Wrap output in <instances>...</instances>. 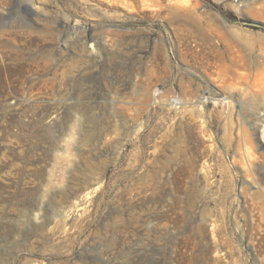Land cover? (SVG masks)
Wrapping results in <instances>:
<instances>
[{
    "label": "rangeland",
    "instance_id": "374dc122",
    "mask_svg": "<svg viewBox=\"0 0 264 264\" xmlns=\"http://www.w3.org/2000/svg\"><path fill=\"white\" fill-rule=\"evenodd\" d=\"M264 0H0V264H264Z\"/></svg>",
    "mask_w": 264,
    "mask_h": 264
},
{
    "label": "built area",
    "instance_id": "2783aa9c",
    "mask_svg": "<svg viewBox=\"0 0 264 264\" xmlns=\"http://www.w3.org/2000/svg\"><path fill=\"white\" fill-rule=\"evenodd\" d=\"M263 111H264V106H263Z\"/></svg>",
    "mask_w": 264,
    "mask_h": 264
}]
</instances>
